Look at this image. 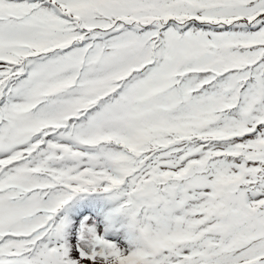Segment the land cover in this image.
<instances>
[{"label": "snow or ice", "instance_id": "6c2138e0", "mask_svg": "<svg viewBox=\"0 0 264 264\" xmlns=\"http://www.w3.org/2000/svg\"><path fill=\"white\" fill-rule=\"evenodd\" d=\"M0 264H264V0H0Z\"/></svg>", "mask_w": 264, "mask_h": 264}]
</instances>
